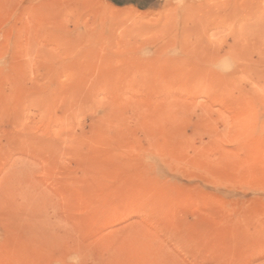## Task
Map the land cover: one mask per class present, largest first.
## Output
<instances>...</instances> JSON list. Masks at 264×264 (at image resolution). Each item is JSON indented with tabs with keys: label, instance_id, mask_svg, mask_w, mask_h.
<instances>
[{
	"label": "rangeland",
	"instance_id": "rangeland-1",
	"mask_svg": "<svg viewBox=\"0 0 264 264\" xmlns=\"http://www.w3.org/2000/svg\"><path fill=\"white\" fill-rule=\"evenodd\" d=\"M125 1L0 0V264H264V0Z\"/></svg>",
	"mask_w": 264,
	"mask_h": 264
},
{
	"label": "trees",
	"instance_id": "trees-1",
	"mask_svg": "<svg viewBox=\"0 0 264 264\" xmlns=\"http://www.w3.org/2000/svg\"><path fill=\"white\" fill-rule=\"evenodd\" d=\"M115 2L119 3V4H122V3H125L126 1H117V0H114Z\"/></svg>",
	"mask_w": 264,
	"mask_h": 264
}]
</instances>
